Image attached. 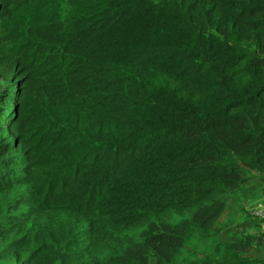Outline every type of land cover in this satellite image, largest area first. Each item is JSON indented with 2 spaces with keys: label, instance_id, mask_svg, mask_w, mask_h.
Instances as JSON below:
<instances>
[{
  "label": "trees",
  "instance_id": "obj_1",
  "mask_svg": "<svg viewBox=\"0 0 264 264\" xmlns=\"http://www.w3.org/2000/svg\"><path fill=\"white\" fill-rule=\"evenodd\" d=\"M262 182L264 0H0V264H264Z\"/></svg>",
  "mask_w": 264,
  "mask_h": 264
},
{
  "label": "rangeland",
  "instance_id": "obj_2",
  "mask_svg": "<svg viewBox=\"0 0 264 264\" xmlns=\"http://www.w3.org/2000/svg\"><path fill=\"white\" fill-rule=\"evenodd\" d=\"M255 185L257 186L253 188V191H243L241 193L240 207L236 209L231 206H227L224 209L223 213L217 219L213 227V232L218 229H225L243 222L242 217H246V219L248 218L252 221L255 219V221L260 223L262 229H264V182H262V184L256 183ZM208 240L209 239H206V241ZM210 240L211 241L204 250V256H202V258H205L206 256L212 257V254L214 253V246L216 242L215 236L210 238Z\"/></svg>",
  "mask_w": 264,
  "mask_h": 264
}]
</instances>
